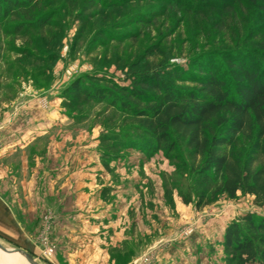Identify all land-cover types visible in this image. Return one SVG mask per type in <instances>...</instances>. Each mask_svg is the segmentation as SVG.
Here are the masks:
<instances>
[{
  "label": "rangeland",
  "instance_id": "obj_1",
  "mask_svg": "<svg viewBox=\"0 0 264 264\" xmlns=\"http://www.w3.org/2000/svg\"><path fill=\"white\" fill-rule=\"evenodd\" d=\"M169 1L37 0L34 17L46 15L45 26L13 33V23L0 22V108L7 113L30 102L39 108L50 104V126L32 151L44 157L51 144L54 171L66 158L79 157L80 164L68 171L86 175L78 195L39 196L42 208L27 224L37 228L26 237L37 250L2 238L0 246L20 249L34 264H225L219 239L227 222L247 212L264 216V206L254 205L251 195L214 191L222 173L210 171L205 180L201 158L181 137L173 136L171 152L147 155L153 141L127 111L105 100L79 109L62 104V89L86 73L126 85L140 71L188 69L189 63L205 61L218 69L222 49L235 36L240 46H254L257 40L242 43L248 27L264 35V0L250 8L245 2L237 20L219 7L198 4L201 0H188L195 3L188 10ZM106 131L119 137L121 147L104 166L98 136ZM254 143V133L238 135L227 153L249 161ZM19 159L15 154L9 162L16 167ZM258 160L255 169L264 166V157ZM52 184L59 189L58 182ZM198 201L205 204L198 207ZM60 210L69 227L51 234ZM17 218L25 224L22 214ZM0 264L26 262L17 252L0 250Z\"/></svg>",
  "mask_w": 264,
  "mask_h": 264
},
{
  "label": "trees",
  "instance_id": "obj_2",
  "mask_svg": "<svg viewBox=\"0 0 264 264\" xmlns=\"http://www.w3.org/2000/svg\"><path fill=\"white\" fill-rule=\"evenodd\" d=\"M257 1L201 0L198 4L219 7L222 14L234 19L245 2L246 8H250ZM36 2L0 0V22L13 23V33L35 24L45 26L46 15L34 17ZM169 2L184 4L186 10L195 4L188 0ZM237 26L241 35V23ZM248 30L251 31L245 34L242 43L257 40L256 45L240 46L235 36V41L230 40V46L222 49L219 55L222 67L218 69L205 61L189 63L188 69L175 66L164 72L140 71L130 75L126 85L106 76L86 73L62 89V104L79 109L89 102L105 100L127 111L153 141L145 150L147 155L158 150L171 152L175 144L173 136L181 137L186 147L201 158L200 168L205 180L210 171L216 175L222 173L219 181L212 185L214 191L229 196L240 191L251 195L254 205L264 206V166L252 167L264 157V35L250 26ZM212 124L223 132L214 130ZM251 133H254L255 148L249 161L231 158L227 151L235 145L237 136ZM118 141L119 137L111 132L98 136L104 166L121 147ZM197 204L200 207L205 203L198 201ZM219 243L225 264H264V216L247 212L231 219Z\"/></svg>",
  "mask_w": 264,
  "mask_h": 264
},
{
  "label": "crops",
  "instance_id": "obj_3",
  "mask_svg": "<svg viewBox=\"0 0 264 264\" xmlns=\"http://www.w3.org/2000/svg\"><path fill=\"white\" fill-rule=\"evenodd\" d=\"M30 104L29 107L15 108L7 113L0 108V238L35 251L37 247H32L30 238L26 237L32 232L35 233L37 228L32 230L27 224L35 221L42 208L39 196L58 193L64 197L78 195V191L85 188L86 175L78 173L77 169L68 171L75 162L80 164L77 161L79 157L71 158V162L66 158V162L54 171L51 144L47 146L44 157L37 156L32 151L33 147H36V139L47 133L54 109L50 104L48 108L36 107L32 102ZM15 154L20 156L16 167L14 161L9 162ZM17 179H20L18 184L15 182ZM53 181L59 183V189L56 191ZM43 185H46V188H43ZM57 204H62V199H59ZM61 213L62 210L50 223L51 234L64 233L63 230L69 227L66 216ZM20 214L23 215L25 224L17 218ZM55 238L57 240V236Z\"/></svg>",
  "mask_w": 264,
  "mask_h": 264
},
{
  "label": "bare ground",
  "instance_id": "obj_4",
  "mask_svg": "<svg viewBox=\"0 0 264 264\" xmlns=\"http://www.w3.org/2000/svg\"><path fill=\"white\" fill-rule=\"evenodd\" d=\"M2 252H17L22 259L26 262V264H33L32 260L29 257H26L20 249H12V248H4V250L0 249Z\"/></svg>",
  "mask_w": 264,
  "mask_h": 264
},
{
  "label": "water",
  "instance_id": "obj_5",
  "mask_svg": "<svg viewBox=\"0 0 264 264\" xmlns=\"http://www.w3.org/2000/svg\"><path fill=\"white\" fill-rule=\"evenodd\" d=\"M0 249L4 250V248L2 246H0ZM34 264V263H33Z\"/></svg>",
  "mask_w": 264,
  "mask_h": 264
}]
</instances>
